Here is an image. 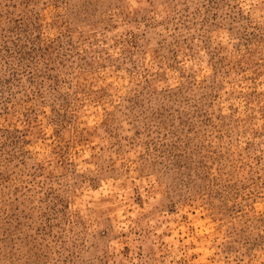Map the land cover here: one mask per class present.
Instances as JSON below:
<instances>
[{"label":"rangeland","instance_id":"374dc122","mask_svg":"<svg viewBox=\"0 0 264 264\" xmlns=\"http://www.w3.org/2000/svg\"><path fill=\"white\" fill-rule=\"evenodd\" d=\"M0 264H264V0H0Z\"/></svg>","mask_w":264,"mask_h":264}]
</instances>
